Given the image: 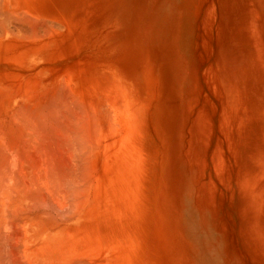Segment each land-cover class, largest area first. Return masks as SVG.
Here are the masks:
<instances>
[{
	"label": "rangeland",
	"instance_id": "1",
	"mask_svg": "<svg viewBox=\"0 0 264 264\" xmlns=\"http://www.w3.org/2000/svg\"><path fill=\"white\" fill-rule=\"evenodd\" d=\"M10 1L14 3H10L13 6L17 4L21 6L18 16L26 8L24 14L22 13L18 19L27 18L23 20L24 22L27 20V24L19 20V24H15L17 27L14 25V30L17 28L14 35L19 44L17 43L13 51L10 48H6V53V49L0 48V137L3 136L1 135L2 132L5 135L3 136L5 139L3 137L0 139V145L2 144L0 146V154L2 151L4 154L0 155V160H5V162L2 161L0 163V174L4 175L6 171L9 172L11 169L7 167L10 164L9 160L12 163L16 158H20L17 154H20L22 150L24 152L25 150H31L34 144H36L35 151L45 156L41 157L42 155L39 153L43 160L49 158V166L51 165V169L55 172V176L51 175L52 180L49 179L51 183L45 180L35 181L38 183L42 181L44 183L48 182L47 184L49 185L45 183L47 185L45 186L46 188L43 185L44 183H39L38 185V187H43L41 190L44 196L39 193L38 187V189L35 187L26 188L27 186L35 185H26L25 187V184H22L23 187H20L21 183L19 184V182H25L26 178H23L24 176L18 172V169L14 171L17 174H13L18 180L13 177L14 181L11 174H9L11 177L6 174L10 180L5 175L0 176L1 178L6 177L5 181L0 179V183L3 185L0 186V192L2 193H0V206L1 203L2 206L8 203L6 198V202H4V197L9 198V200L12 199L9 201L11 204L6 206L9 209L6 207H4L6 208L5 210L0 208V212L1 209L3 211L9 210V212L10 210H17L18 207H14L17 205L15 203L19 201L21 195V197H24L25 193L23 202L22 198L18 202L19 204L23 203H21L23 207L21 204L18 205L19 208L24 209L23 213L25 214L20 212L23 211L22 209L19 210L18 208L19 215L27 217L28 213H33L34 215L37 213L34 220L36 222L42 216L41 213L44 214L46 212V216L48 213L51 214V212L53 214H51L49 221L44 218L46 217L45 215L40 219V223L44 222L45 226L39 224V221L33 223V225L35 224L34 228L32 226L31 229H28L27 226L26 235L21 232V230L24 231V228L22 229L21 227L19 234L23 240L19 241L20 245H22L20 249L22 250L23 247L25 249L22 252L20 250V253L30 256L31 253L24 243L31 236L34 237L37 232L38 235H36L35 242L38 244L40 240L39 246L42 248L39 249L38 245L35 246L39 249L37 253L40 254L41 252L43 255L41 260L43 262L47 261L46 258H49V256L46 254H52L49 249L54 251L55 246H62L55 240L59 238L61 240L62 237V240L65 239L66 241L70 235L73 238L72 230L75 231V228H78L77 231L79 232L81 229L80 225L85 224L83 223L84 218L90 214L87 213L88 216L85 215L86 212L84 214L82 208H88V212L91 206L86 203H83L82 207L79 206L82 203L81 200H85L90 204L93 202V206L97 203V208L100 206V200L95 197L93 199V196L90 197L89 194L90 198L87 196L88 199L86 196V198H83V196L75 199L78 197L73 195V185L77 183L76 180L81 173V169L75 166L77 164L76 156L79 153H83V151H90L91 149L89 148L93 147L92 142L95 141L93 139L90 143L86 140L85 134L88 133L89 118L85 114L91 108L83 97H87L88 93H92V89H95L94 87H96L97 91L100 85L105 86V84L97 83L96 80L98 79L102 83L108 80L111 82L119 81L121 86L131 91L138 99L141 115L138 116L137 127L143 129L141 134L144 133L145 135L141 136L140 134V139H138L137 134L139 131L137 132V128L135 132L136 139L140 140L138 142L139 146L145 145L146 148H143L147 152L143 149L144 153L151 155H149L150 158L147 155V163L150 166L149 179L147 178L148 194L145 199L141 200L144 202V207L140 209V212L142 210L141 216L146 219L132 215L136 218V221L139 218L141 219L139 223L144 222L142 225L145 233L143 231L141 233L140 229L142 230V228L138 227L139 231L137 232L141 234L137 233V235L135 232V235L139 243L136 242L135 237H132L133 245L138 248V244L144 246L155 243L156 248L153 249H155L156 255L159 256L158 264H264V0ZM0 5L2 9L6 7L5 0H1ZM30 6L33 9L32 13L31 9L28 8ZM37 18H40L42 22L39 19L37 20ZM28 19L31 20L29 21ZM32 21L37 22L33 24ZM31 25L37 27V31L33 30L37 33L33 36L34 38L31 37L33 33L31 30L35 28H32ZM47 32H50L49 35ZM1 36L0 31V39ZM31 40L32 45H35L34 47H40L38 51H34L36 48L33 50L32 48L34 47L29 45ZM23 47H29L30 51L23 49L27 52L25 54L21 50ZM17 48H21V54L24 56H17V52H15ZM11 51L12 53H10ZM20 51L18 50V54H20ZM81 67V71H78ZM57 72L58 74H56ZM16 74L20 76L17 77L15 76ZM34 77L35 79H33ZM66 79H69L71 84L69 80L66 83ZM54 82H57L56 84L61 85V87L58 85L52 86ZM93 82H95V85L92 84ZM63 84H68L72 92H70L68 85L64 86ZM54 86H58V88ZM62 89H68L69 91L66 90L67 92L65 91L63 94V92H60ZM89 90L90 92H87ZM32 91L33 93H31ZM77 91L79 93L86 91V95H88L85 96V92H83V94L81 93L82 97H80ZM17 92L19 93L18 95ZM51 93L54 94L51 95ZM62 94L63 96H61ZM68 94L71 95L72 98H70L73 101ZM54 95L59 96L54 99L52 97ZM45 98H48V100H45ZM66 98H69L70 101ZM76 98L77 100H75ZM81 98L84 106L80 104ZM65 99L70 106L68 109L67 107L69 106ZM44 100L46 103H44ZM24 102L27 106L23 105ZM56 102L60 104L56 106L60 108V112L54 106ZM33 104L37 109V105L39 106V111L36 109L37 112H34L37 114L35 117L32 116L35 114L31 113V111H35ZM106 104L110 108L112 106L113 108L116 107L114 101L109 103L106 101ZM111 104L113 105L111 106ZM43 105L47 106L48 109H45ZM48 105L53 107L49 108ZM72 105L75 108L71 107ZM25 107L28 109L32 107L31 111ZM79 107L84 109L81 110ZM40 109L44 113L40 112ZM55 110L58 112L53 113ZM40 113L44 115V118L41 119L40 117L39 120L37 117ZM58 113L61 115L59 116ZM11 115L12 117H10ZM21 115L24 116V119ZM61 123L63 124L61 125ZM145 123L146 125H144ZM24 124L27 126H24ZM14 128L15 130L13 131ZM83 129L84 131H82ZM6 130L8 131L6 132ZM50 130L54 131L50 132ZM59 130L60 132L62 131L61 135L65 134L67 130V136L66 134L59 135ZM20 131L25 135L23 136ZM30 131L31 133H29ZM79 132L81 134L85 133L81 136ZM54 133H58L55 134L58 136L53 135ZM76 134L77 136H75ZM32 135L37 138L35 139ZM78 135L82 138V145H79L78 138L80 136ZM17 136H20L19 139ZM30 138L34 142L30 141ZM15 139L18 140L15 141ZM1 141L4 143H1ZM38 141L40 144L43 143L42 147L45 146L43 148L46 153L44 149L42 150ZM70 141L73 142L70 143ZM83 141L89 144L88 147L83 145ZM25 142L26 144H24ZM30 142L32 144H29ZM5 144L6 146H4ZM57 145H61V147ZM81 146H84L83 150ZM2 147H11L14 151L10 148L13 152L5 148L2 149ZM63 148L65 149L64 151ZM77 148L81 151H78L79 149ZM71 151H75V153ZM7 153L11 157H8ZM48 153V156L53 157L52 155H54V157H47L46 154ZM15 154L17 157H15ZM84 154L86 155L85 152ZM59 158H61V161ZM58 160L62 165L59 164ZM20 162L18 159V163ZM25 166L29 168V162ZM52 166L57 167L52 168ZM15 167L13 166L12 169ZM27 172L32 175L33 171L29 168ZM19 174L22 180L18 177ZM27 181L33 182L32 179H26L25 183H28ZM5 182L6 186L4 185ZM8 182H11L13 186L11 187L10 185L12 184ZM14 182L17 185L14 186ZM35 184L37 186V183ZM54 184L56 185L54 186ZM17 186L18 188H16ZM48 186H52V188ZM19 187L20 189L25 187L29 192L24 189L23 192H25L20 194L22 191L19 190ZM32 188L36 190H33V194L31 193ZM9 189L15 193L17 192L19 197L15 195L14 198V193L11 194ZM48 189L51 191H48ZM60 191L63 193L61 194ZM36 192L48 204L46 202L42 203L40 198L37 199L39 195ZM47 192H51V194ZM66 192L68 195H66ZM34 193L38 197L34 198L33 196L36 195ZM46 194L48 198H45V196L47 197ZM2 195L4 196L2 197ZM29 195L33 198L32 200ZM51 196H53V199ZM58 197H61L60 199L66 197L65 200H63L64 198L62 199L63 201L61 200V205H59L60 199ZM72 198L77 202L76 205ZM34 199L38 200V202L34 203ZM141 201H137L140 206L143 204ZM104 202L106 204V201ZM3 203L5 204L3 205ZM33 204L38 205V209L33 207ZM64 204H70V207L65 206L67 208L65 209L62 206ZM77 204L79 207L75 213L76 210L74 212L73 210L77 207ZM46 205L48 206L46 207ZM24 206H32V210L26 208L27 210L25 211ZM55 206L60 210L55 209ZM72 208L74 209L72 210ZM67 210H71L73 213ZM66 211L68 214L77 215L76 217L70 214L68 216ZM61 212L63 215L60 218L59 214ZM137 212L139 216L140 212ZM54 215H57L54 218L62 224L63 228L67 227L64 228L65 230L69 229L68 233L64 234L65 230L62 229L59 223L57 224L60 226L55 224V222H51L52 220L50 219ZM67 217H73L71 220L69 219L71 222ZM133 217L131 218L134 219ZM63 218H67V220L64 219L66 223L62 222ZM76 222L78 223L76 224ZM136 223L130 224L134 227H132L133 229L130 228L132 230H130L132 232L131 236H134L133 232L138 224ZM67 224H72L74 227L76 225V227L72 228ZM55 225L58 228L55 227L56 229H53ZM142 225L140 226L142 227ZM43 228L44 230H42ZM55 230H60L61 232L55 233ZM49 233L54 234L53 236L57 237V239H54L52 234L50 235ZM141 235H145V237ZM48 236H51L52 240ZM64 236L66 238L63 239ZM45 237L48 240H45ZM71 237L69 243L74 240ZM141 237L145 244L142 242ZM26 238L27 240L24 242ZM118 239L114 241L115 249L118 250L120 248L121 250ZM46 241L51 247L47 243V245L43 244ZM71 244L73 246L74 242ZM44 246L49 247V249L47 250ZM65 246L67 245L65 244ZM43 248L46 250H43ZM60 250H56V254H54L57 255L59 253L60 255ZM42 251L44 253L48 251L49 253L44 254ZM24 255H21V257ZM44 255L47 257H44ZM57 256L54 257L55 263H58V260L56 261ZM51 258L53 259V257ZM52 259L50 262H54V259Z\"/></svg>",
	"mask_w": 264,
	"mask_h": 264
},
{
	"label": "bare ground",
	"instance_id": "2",
	"mask_svg": "<svg viewBox=\"0 0 264 264\" xmlns=\"http://www.w3.org/2000/svg\"><path fill=\"white\" fill-rule=\"evenodd\" d=\"M0 2H1V0H0ZM5 2H6V7H4L3 9H2V3H1V7H0V31H1V39H0V48H3V49H8V48H10V50H12L13 51V48H16V45H17V41H16V38H15V35L14 34H16L15 33V31L17 30V26L15 25V24H19V20H21L22 22H24L23 20L24 19H27V18H23V20L22 19H18V17L23 13L24 14V11L26 10V8H25V10H23V12L18 16V13H20V9H21V6L19 5L18 6V4L17 5H15V6H13V5H11L10 3H13V2H11L10 0H5ZM20 3H21V1H20ZM14 4V3H13ZM28 8H30L31 9V13L33 12V9H32V6H30V7H28ZM29 10V9H28ZM25 14H26V12H25ZM36 14V13H35ZM37 15V14H36ZM40 15H41V12H40ZM24 16V15H23ZM27 16V15H26ZM25 16V17H26ZM42 16V15H41ZM38 17H39V15H38ZM21 18H22V16H21ZM40 18H43V17H40ZM40 18H37V20L39 19V20H41ZM29 21L31 20V19H28ZM27 21V20H26ZM26 21L24 22V23H26ZM43 21H45L44 19H43ZM22 22H21V24H22ZM33 22V21H32ZM37 22V21H36ZM36 22H33V24L34 23H36ZM38 22H40V21H38ZM41 22H42V20H41ZM28 23H30V22H28ZM27 24V23H26ZM42 24V23H41ZM14 25L16 26L15 28H16V30H14ZM34 25H31V27L32 28H35V29H32L31 31H33V30H36V28L37 27H33ZM36 26V25H35ZM22 27V26H21ZM48 27V26H47ZM50 27V26H49ZM44 28V27H43ZM50 29V28H49ZM43 30H46V29H43ZM37 31V30H36ZM18 33V32H17ZM33 33H35L34 31H33ZM32 33V38H34L33 36L34 35H36L37 33H35V34H33ZM45 33V32H44ZM48 33V32H47ZM50 33V32H49ZM49 33H48V35H49ZM59 34V33H58ZM22 35V34H21ZM44 35H46V34H44ZM47 35V36H48ZM24 36V35H23ZM28 36V35H27ZM47 36H46V38H47ZM25 37V36H24ZM42 37V36H41ZM25 38H27V37H25ZM48 38H50V37H48ZM58 38V37H57ZM42 39V38H41ZM28 40V39H27ZM33 40V39H32ZM32 40H31V43L29 44V45H32ZM59 40V39H58ZM39 41V40H38ZM49 41V40H48ZM48 41H46V42H48ZM24 42H26V41H24ZM35 43H36V41H34ZM42 42V41H41ZM59 42V41H58ZM22 43V42H21ZM27 43V42H26ZM35 43H33V44H35ZM38 43V42H37ZM19 44V43H18ZM23 44V43H22ZM47 44V43H46ZM45 44V45H46ZM33 47L35 46V45H32ZM37 46V45H36ZM18 47V46H17ZM19 47H21V46H19ZM29 47H31V46H29ZM29 47L28 48H17V51H15V52H17V56L18 57H21V51H20V49L21 50H23V49H28L29 51H30V49H29ZM36 47H34V48H32L33 50L35 49ZM40 47L38 46V48H36V50H34V51H38V49H39ZM42 48V47H41ZM2 49V50H3ZM7 49H6V53H7ZM15 50V49H14ZM18 50L20 51L19 53L20 54H18ZM33 50H32V52H33ZM9 51V50H8ZM12 51L10 52V53H12ZM15 52H13V54L15 53ZM23 52L25 53V54H27V52H25V50H23ZM31 52V53H32ZM15 55H16V53H15ZM28 55H29V53H28ZM14 56V55H13ZM22 56H24V55H22ZM25 57H27V56H25ZM17 58V57H16ZM22 59V58H21ZM77 63V62H76ZM52 67V66H51ZM65 69V68H64ZM77 69V68H76ZM80 69H82V67L81 68H79V70L78 71H81ZM64 71V70H63ZM77 71V72H78ZM89 72V71H88ZM79 73V72H78ZM81 73V72H80ZM82 73H83V71H82ZM81 73V74H82ZM56 74H58V72L56 73ZM65 76H66V74H64ZM83 75V74H82ZM12 76H14V75H12ZM11 76V77H12ZM15 76H20V75H15ZM15 78V77H14ZM7 79V78H6ZM16 79V78H15ZM21 79H23V78H21ZM29 79V78H28ZM33 79H35V77L33 78ZM84 79V78H83ZM87 79H89V78H87ZM90 79L92 80V77H90ZM20 80V79H19ZM69 80V79H68ZM68 80L66 79V83H68ZM98 80V79H97ZM96 80V82L97 83H99V84H105V86L104 85H100L98 88H99V90H97L96 91V87H94L95 89H92L93 91H92V93H88L87 95H86V93L87 92H90V90L89 91H83V92H85V96H87V97H83V99L85 98L86 100H85V102H87V105L89 104V107L91 108V110H89V111H86V109H85V111H86V114L85 115H87V117L89 118V121H88V126H89V129L87 130V134H85L86 135V140L87 141H91L92 142V140L94 139L95 141L94 142H92V148H89V149H91L90 151H83V153H79V154H77V158H76V163L77 164H75V166H77L79 169H81L80 171H81V173H80V175H79V177H78V179L76 180L77 181V183H75L74 185L71 183V185H73V195H75L76 197H78V198H75V199H79V198H82L83 196V198H86L87 196H88V194L90 195V197H92L93 196V199H95V198H97V199H99L100 200V202H99V207L97 208L96 207V204H95V206H93L94 205V203L92 202V204H90V203H88V202H86L85 200H81L82 201V203H80V205L79 206H83V203H86V204H89L90 206H91V209L89 208V210L90 211H88L87 212V210H88V208L87 209H84V208H82L83 209V213L85 214V212H86V214L85 215H87L88 216V214L87 213H89L90 215L88 216V217H83L84 218V222L83 223H85L83 226L82 225H80L81 226V229H80V231L78 232L77 230H78V228H75L76 227V225H75V227L72 225V224H67L68 226H70V227H72V228H75V231H73L72 230V228H70V230H72V233H71V231H69L72 235H73V238H74V240H73V238L71 237V235H70V233H69V235H70V237H71V239L73 240V241H71V243H73L74 242V245L72 246V244L71 243H69V239H70V237H69V239H66V241H65V239L64 238H66L65 236L63 237V239L64 240H62V237H61V240H55V241H57V242H59L60 244L59 245H62V246H55L54 247V251L53 250H51V249H49V247H46V246H44V248L46 247V249L48 250H50L49 252L50 253H52V254H46V253H49L48 251H46L45 253L42 251V253H44V254H46L47 256H49V258H51V257H53V259H54V262H50V260L52 259H50L49 260V258H46V260L47 261H45V262H43L42 260H41V257L43 256L42 254H41V252H40V254L39 253H37L38 251H39V249L41 248L40 246H39V242H40V240H39V238H38V240H39V242H38V244H36V242H35V238H36V235H38L37 234V232H36V235H34V234H32V235H34V237H30V238H28V240H27V238L26 239H24V242H25V240H27L25 243H24V245H25V247H27L28 248V250L30 251V256H25L24 255V253H20V247L22 246V245H20V243H19V241L21 242V240H23V239H21V235L19 234L20 233V230H21V227H22V229L24 230V231H22L21 230V232H23L24 234L26 233L25 231H27L26 229H27V226H28V229L30 228H32V226H33V228H34V225H33V223H36V222H38L39 221V224H42L43 226H45V224H44V222L42 223H40V219H42V217H44L43 215H45V213L46 212H44V214L43 213H41V215L42 216H40V219L38 218V221H34L35 220V218H36V214L34 215L33 213H31V214H29L28 213V216L27 217H23V216H21V214L19 215V213L20 212H24V209L23 208H19V205L23 202V198L25 199V191L23 192V190L25 189L26 191H28L27 189L28 188H30V187H35V188H37L38 187V185H39V183H44L43 181L42 182H35V181H41V180H45V181H48V182H50L49 181V179L50 180H52L51 179V175H54L55 176V172L51 169V165L49 166V158H47V160L45 159V160H43V158H41V157H43L44 155L42 154V153H40L41 155H39V153L38 152H36L35 151V145L36 144H34V145H32V149L31 150H25V152H24V150H19V151H21L20 152V154H17L18 155V157L20 156V158H18L19 159V161H21L20 163H18V159L16 158L12 163H11V161L9 160V163L10 164H8V168H11L10 170H9V172L8 171H6V174H8V176H9V174H11L12 175V179H13V177L15 178L16 176H13V174L14 175H16L17 173H14V171H16L15 169H18V172L21 174V175H23L24 177L23 178H26V179H28V180H33V182L32 183H30L31 181H27L28 183H25L26 182V179H25V182H19V184L21 183V185H20V187L22 186V184L24 185L25 184V187H26V185H35V186H27L26 188L24 187V189H20V187H19V190H21L22 192H20V194L21 193H24V197H21L20 196V198H22V202L19 204L18 202H20V198H19V201L17 202L16 201V203H15V205L16 206H14V207H18L19 208V210L20 209H22L23 211H20V212H18V208H17V210H13V211H11L10 210V212H9V210H7V211H3V210H5L6 208L7 209H9L8 207H6V206H8V204H11V202L9 203V201H11V200H9V198H7V197H4V202H6V199H8V203H7V205H5V206H2V203H1V206H0V208H2L1 209V212H2V214H0V264H56L55 263V256H57V258H56V261L58 260V263L57 264H158V261H159V256L158 255H156V251H154L155 249H153V248H156L155 247V243L153 244V243H151V245L150 244H146V245H140V244H138L139 245V247L138 248H136L134 245H133V241H132V237H135L136 238V242L137 243H139L138 242V239H137V236L135 235V232H136V234L138 233L139 235L142 233L141 231H143V225H142V223H144V222H142V223H139L140 221H141V219L139 220L138 219V221H136V218H134L132 215H134V216H137V217H141V218H145V217H142L141 216V213H142V210H141V212H140V209L142 208V207H144V202L143 201H141L143 198L145 199L146 197H147V194H148V188H147V178L149 179V168H150V166H148L149 165V163H147V155H148V158H150L149 157V155L150 154H147V153H144V151H145V149L143 148V147H145V145L143 146V145H138V142L140 141V140H138V139H140V134H141V131L143 130V129H139L138 127H137V125H138V123H137V121H138V116L139 115H141V110H140V105H139V101H138V99L133 95V93L131 92V91H129V90H127L126 88H124L123 86H121L120 85V82L119 81H116V82H111L110 80H108V81H103L104 83H102L101 81H97ZM22 81V80H21ZM21 81H19V82H21ZM35 81V80H34ZM53 81H54V79H53ZM92 81H94V80H92ZM26 82V81H25ZM57 82H58V80H57ZM57 82H54L53 84H52V86L53 85H58V86H60L61 87V85H59V84H56ZM60 82V81H59ZM64 82H65V80H64ZM64 82H62V83H64ZM5 83H6V81H5ZM7 83H9L8 81H7ZM31 83V82H30ZM34 83H36V82H34ZM69 83L71 84V82H70V80H69ZM84 83H86V82H84ZM95 82H93L92 84L93 85H95L94 84ZM38 84V83H37ZM88 84V83H87ZM107 84V85H106ZM64 85V84H63ZM65 85H68V84H65ZM64 85V86H65ZM92 85V86H93ZM58 86L56 87V86H54L55 88H58ZM69 86V85H68ZM90 86V85H89ZM19 87V86H18ZM28 87H30V86H28ZM36 87V86H35ZM54 87H52V88H54ZM63 88H65V87H63ZM69 88H70V86H69ZM84 88V87H83ZM18 89V88H17ZM29 89V88H28ZM86 89H88V88H86ZM48 90V89H47ZM54 90V89H53ZM66 90H68V89H62L60 92H63V94L65 93V91ZM94 90H95V92H94ZM18 91V90H17ZM46 91V90H45ZM69 91V90H68ZM10 92V91H9ZM34 92H36V91H34ZM38 92V91H37ZM44 92V91H43ZM67 92V91H66ZM70 92H72L71 91V88H70ZM74 92V91H73ZM78 92V91H77ZM83 92H81L82 94H83ZM3 93V92H2ZM31 93H33V91L31 92ZM47 93H49V92H47ZM55 94H56V92H54ZM54 93H51V95H53ZM79 93V92H78ZM77 93V94H78ZM81 93H79L80 94V97H82V94ZM19 93L17 92V95H18ZM63 94L61 95V96H63ZM71 94V93H70ZM74 94H76L75 92H74ZM42 95V94H41ZM44 95V94H43ZM48 95H50V94H48ZM39 96V95H38ZM59 96V95H58ZM58 96H52V97H54V99H57L58 98ZM68 96H69V98L71 97V95H69L68 94ZM67 96V97H68ZM74 96V95H73ZM44 97V96H43ZM47 97V96H46ZM75 97H77V96H75ZM79 97V96H78ZM32 98V97H31ZM61 98V97H60ZM64 98V97H63ZM69 98H66L67 100L69 99ZM72 98V97H71ZM70 98V99H71ZM30 99V98H29ZM35 99V98H34ZM66 99H65V101H66ZM70 99H69V101H70ZM82 99V98H81ZM83 99L82 100H80V104L82 105V106H84L83 104L84 103H82L81 101H83ZM33 100V99H32ZM36 100V99H35ZM42 100V99H41ZM45 100H48V98H45ZM45 100H44V103H46L45 102ZM53 100V99H52ZM72 100V99H71ZM75 100H77V98L75 99ZM109 100H111V101H114L116 104V107L115 108H113V104H111V108L110 107H107V104H106V101L109 103V102H111V101H109ZM10 101V100H9ZM34 101V100H33ZM50 101V100H49ZM56 101V100H55ZM68 101V102H69ZM73 101V100H72ZM36 102V101H35ZM59 102V101H58ZM78 102V101H77ZM76 102V103H77ZM10 103V102H9ZM42 103V102H41ZM62 103V102H61ZM66 103H67V101H66ZM71 104H72V102H70ZM113 103V102H112ZM52 104H53V102H52ZM73 104L75 105V103L73 102ZM79 104V103H78ZM77 104V105H78ZM143 104H144V102H143ZM23 105H26V103L24 102L23 103ZM34 105V104H33ZM41 105V104H40ZM47 105V104H46ZM60 104H57V102H56V104L54 103V106L56 107V106H59ZM67 105L69 106V104L67 103ZM27 106V105H26ZM35 106V105H34ZM33 106V107H34ZM44 107H45V105H43ZM43 106H42V109H43ZM50 105H48V107H49ZM66 106V105H65ZM86 106V105H85ZM37 107H38V109H39V106L37 105ZM53 106H51V107H49V108H52ZM71 107H73V108H75L73 105L71 106ZM26 108V107H25ZM32 108V107H31ZM31 108H26V109H28L29 111H31L30 109ZM58 110L60 109L59 107H56ZM63 108V107H62ZM68 108H70V106L69 107H67V109ZM76 108H78V107H76ZM81 110H83L84 108L82 107H79ZM87 108H88V106H87ZM90 108H88V109H90ZM35 111H31V113H33V114H35L37 111H36V106H35V108H33ZM37 109V110H38ZM45 109H48L47 108V106L45 107ZM21 110V109H20ZM41 110V109H40ZM51 110V109H50ZM49 110V111H50ZM54 110V109H53ZM63 110V109H62ZM78 110V109H77ZM145 110V109H144ZM25 111V110H24ZM39 111V110H38ZM45 111V110H44ZM75 112H77L76 110H74ZM16 112H18L17 110H16ZM35 112V113H34ZM40 112H42V110L40 111ZM58 111L57 110H55L53 113H57ZM59 112H60V110H59ZM66 112V111H65ZM65 112H62V113H65ZM78 112H79V110H78ZM77 112V113H78ZM81 112V111H80ZM42 113H44V112H42ZM42 113H40V115H42V116H40V115H38V119L41 117V119H43L44 118V115L42 114ZM47 113H48V110H47ZM52 113V112H51ZM84 113V112H83ZM79 114V113H78ZM146 114H147V112H146ZM50 115V114H49ZM54 115V114H53ZM58 115L60 116L61 114H59L58 113ZM15 116V115H14ZM13 116V117H14ZM17 116V115H16ZM22 116V115H21ZM32 116H37V114H35V115H32ZM46 116V115H45ZM66 116V115H65ZM68 116V115H67ZM4 117V116H3ZM6 117H7V115H6ZM10 117H12V115L10 116ZM24 116H22V118H23ZM31 117V116H30ZM33 117V118H34ZM69 117V116H68ZM84 117V116H83ZM16 119H17V117H15ZM86 118V117H85ZM24 119V118H23ZM45 119H47V117H45ZM44 119V120H45ZM3 120V119H2ZM11 120H13V119H11ZM35 120H37V119H35ZM40 120V119H39ZM53 120V119H52ZM116 120V121H115ZM120 120V122L118 123V121ZM4 121V120H3ZM30 121H31V119H30ZM34 121V120H33ZM5 122H6V120H5ZM14 122V121H13ZM25 122V121H24ZM40 122V121H39ZM143 122V121H142ZM145 122V121H144ZM8 123H10V122H8ZM44 123V122H43ZM55 123V122H54ZM75 123V122H74ZM76 123H78V122H76ZM16 124H17V122H16ZM38 124V123H37ZM63 123H61V125H62ZM79 124H82V123H79ZM8 125V124H7ZM11 125V124H10ZM30 125V124H29ZM31 125H34V124H31ZM39 125V124H38ZM61 125H58V126H61ZM76 125V124H75ZM87 125V124H86ZM90 125H91V127H90ZM144 125H146V123L144 124ZM3 126V125H2ZM1 126V127H2ZM16 126H18V125H16ZM23 126V125H22ZM24 126H27L26 124H24ZM51 126V125H50ZM57 126V125H56ZM65 126V125H64ZM67 126V125H66ZM72 126V125H71ZM80 126V125H79ZM10 127V126H9ZM8 127V128H9ZM21 127V126H20ZM47 127V126H46ZM147 127V126H146ZM11 128V127H10ZM51 128H53V127H51ZM74 128V127H73ZM123 128V129H122ZM138 128V130H137V132H138V134H137V136H138V139H136V134H135V132H136V129ZM141 128V127H140ZM43 129V128H42ZM47 129V128H46ZM50 129V128H49ZM69 129V128H68ZM67 129V130H68ZM79 129V128H78ZM2 130V129H1ZM15 130V128L13 129V131ZM30 130H33V129H30ZM65 131L66 133L68 132V131ZM71 130H72V128H71ZM145 130V129H144ZM3 131H5V130H3ZM8 130H6V132H7ZM29 131V130H28ZM42 131V130H41ZM54 131V130H53ZM53 131H51L50 130V132H53ZM58 131V130H57ZM79 131V130H78ZM81 131V130H80ZM82 131H84V129L82 130ZM81 131V132H82ZM21 132V131H20ZM24 132V131H23ZM25 132H26V130H25ZM35 132H37V131H35ZM48 132H49V130H48ZM62 132V131H61ZM60 130H59V135H61L60 133ZM64 132V131H63ZM69 132H70V129H69ZM75 132V131H74ZM11 133V132H10ZM13 133V132H12ZM26 133H28V132H26ZM29 133H31V131L29 132ZM65 133V134H66ZM80 133V132H79ZM85 133V132H84ZM84 133H80L81 134V136H83V134ZM143 133V132H142ZM5 134H8V133H5ZM21 134H23L22 132H21ZM33 134V133H32ZM45 134H46V131H45ZM48 134V133H47ZM55 134H58V133H54L53 135H55ZM65 134H62V135H65ZM68 134V133H67ZM67 134H66V136H67ZM71 134V133H70ZM144 134V133H143ZM143 134H141V136L143 135ZM150 134V133H149ZM148 134V135H149ZM1 135H3V136H5L4 134H3V132H2V134ZM18 135V134H17ZM25 134H23V136H24ZM27 135V134H26ZM37 135H39V134H37ZM61 135V136H62ZM72 135V134H71ZM145 135V134H144ZM2 136V137H3ZM21 136V135H20ZM20 136H17L18 137V139H19V137ZM29 136V135H28ZM33 136V135H32ZM32 136H31V138H32ZM40 136V135H39ZM50 136H51V134H50ZM55 136H58V135H55ZM54 136V137H55ZM75 136H77V134L75 135ZM78 136H80V135H78ZM81 136H80V138H76V140H78L79 142H80V144L79 145H82V138H81ZM2 137H0V139L2 138ZM33 137H35V136H33ZM41 137V136H40ZM44 137V136H43ZM68 137H69V135H68ZM85 137V136H84ZM4 138V137H3ZM13 138H15V137H13ZM23 138V137H22ZM29 138V137H28ZM30 138V141L32 140V142H34V140L33 139H31ZM37 137H35V139H36ZM48 138V137H47ZM46 138V139H47ZM74 138V137H73ZM146 138V137H145ZM148 138V137H147ZM5 139V138H4ZM17 139V140H18ZM25 139V138H24ZM49 139V138H48ZM53 139V138H52ZM55 139V138H54ZM59 139V138H58ZM143 139V138H142ZM3 140V139H2ZM16 139H15V141H17ZM21 140H23V139H21ZM56 140V139H55ZM65 140H67V139H65ZM64 140V141H65ZM68 140H69V138H68ZM144 140V139H143ZM146 140V139H145ZM24 141V140H23ZM26 141H27V138H26ZM41 141V140H40ZM43 141V140H42ZM41 141V142H42ZM54 141V140H53ZM63 141V142H64ZM77 141V142H78ZM142 141V140H141ZM19 143H20V141H18ZM51 142V141H50ZM56 142H57V140H56ZM59 142L60 143H62L60 140H59ZM73 142V141H72ZM71 141H70V143H72ZM78 142V143H79ZM90 142V143H91ZM146 142H148V141H146ZM145 142V143H146ZM1 143H4V142H2L1 141ZM18 143V144H19ZM43 143H45L44 141H43ZM42 143V144H43ZM49 143V142H48ZM65 143V142H64ZM68 143V142H67ZM66 143V144H67ZM78 143H77V145H78ZM83 145L84 146H86V147H88V145L89 144H86L85 143V141H83ZM141 143V142H140ZM144 143V142H143ZM24 144H26V142L24 143ZM23 144V145H24ZM29 144H32L31 142L29 143ZM28 144V145H29ZM38 144H40L39 143V141H38ZM42 144H40V147H42ZM57 144V143H56ZM59 144V143H58ZM66 144H61V145H66ZM2 145V144H1ZM0 145V146H1ZM51 145H52V143H51ZM50 145V146H51ZM61 145H59L60 147H61ZM70 145V144H69ZM78 145V146H79ZM149 145V144H148ZM4 146H6V144L4 145ZM30 146V145H29ZM47 146V145H46ZM49 146V145H48ZM58 146V145H57ZM58 146V147H59ZM84 146L82 147L81 146V149L83 150L84 149ZM151 146V145H150ZM12 147V146H11ZM11 147H8V148H5V149H8L9 151H11V152H13L14 151V149H12ZM15 147V146H14ZM17 147V146H16ZM37 147H38V145H37ZM43 147H45V146H43ZM42 147V150L44 149ZM55 147V146H54ZM71 147H72V144H71ZM74 147H77V146H74ZM80 147V146H79ZM140 147H142V149H140ZM3 147H2V149H4ZM12 149V150H10V149ZM18 149H19V147H17ZM50 148H52V147H50ZM65 148H66V146H65ZM146 148V147H145ZM24 149V148H23ZM46 149H47V147H46ZM52 149H54V148H52ZM77 149H79V148H77ZM143 149H144V151H143ZM150 149V148H149ZM37 150V149H36ZM56 150V149H55ZM61 151H62V149H60ZM65 149L63 148V151H64ZM75 150H76V148H75ZM7 151V150H6ZM18 151V150H17ZM44 151H45V149H44ZM43 151V152H44ZM50 151V150H49ZM59 151V150H58ZM69 151H70V148H69ZM78 151H81L80 149L78 150ZM8 152V151H7ZM72 153L74 152L75 153V151H71ZM84 152L86 153V155L84 154ZM145 152H147V151H145ZM5 153V152H4ZM9 154H11L10 152H8ZM7 153V156L9 157L10 155ZM17 153V152H16ZM45 153H46V151H45ZM77 153V152H76ZM1 154L2 155H4L3 154V151L1 152ZM0 154V155H1ZM66 154V153H65ZM12 155V154H11ZM16 155V154H15ZM14 155V156H15ZM17 155L15 156V157H17ZM49 155V153L48 154H46V156L47 157H51V156H48ZM51 155V154H50ZM69 155H70V152H69ZM6 156V155H5ZM7 156H6V158H7ZM41 156V157H40ZM53 157H54V155H52ZM57 156V155H56ZM65 156V155H64ZM67 156V155H66ZM151 156V155H150ZM3 158H4V156H2ZM11 157V156H10ZM45 157V156H44ZM53 157H51V158H53ZM62 157H63V154H62ZM71 157V156H70ZM73 157V156H72ZM55 158H57V157H55ZM1 159V158H0ZM61 158H59V160H60ZM70 159V158H69ZM69 159H67V160H69ZM8 160V159H7ZM59 160H58V162H59ZM72 160V159H71ZM2 161H4L5 162V160L3 159ZM1 160H0V163L2 162ZM51 161H52V159H51ZM61 161V160H60ZM65 161H66V159H65ZM29 162V168L33 171L32 172V175L30 174V172L28 173L27 172V170L29 169L28 167H26L25 165H26V163H28ZM53 162H55V161H53ZM7 163V162H6ZM68 164H69V162H67ZM5 164V163H4ZM54 164V163H53ZM58 164V163H57ZM59 164L60 165H62L60 162H59ZM58 164V165H59ZM72 164V163H71ZM1 165V164H0ZM5 165H7V164H5ZM13 166H16L14 169H12L13 168ZM72 166H73V164H72ZM4 167V166H3ZM25 167H26V169H25ZM54 166H52V168H53ZM55 167H57V166H55ZM54 167V168H55ZM5 168H6V166H5ZM8 168H7V170H8ZM28 168V169H27ZM2 171H4V170H2ZM51 171H52V173H51ZM58 172H59V170H57ZM8 172V173H7ZM4 173V172H3ZM6 174H4L6 177H7V175ZM19 174V175H20ZM59 174V173H58ZM2 174H0V176H1ZM4 175H2V176H4ZM11 175L9 176V177H11ZM18 175V177L20 178V180H22V177H21V175L19 176ZM53 176V177H54ZM60 176V175H59ZM64 176H66V175H64ZM5 177V178H6ZM9 177H7L8 179H9ZM50 177V178H49ZM68 177H69V175H68ZM67 177V178H68ZM74 177V176H73ZM5 178L3 177V178H1L0 177V179H4V181H5ZM55 178V177H54ZM16 180H18L17 179V177L15 178ZM7 180V179H6ZM10 180V179H9ZM14 180V179H13ZM57 180V179H56ZM3 181V180H2ZM12 181V180H11ZM15 181V180H14ZM24 181V180H23ZM13 182V181H12ZM17 182V183H18ZM47 182V183H48ZM60 182V181H59ZM9 184H12L11 182H8ZM30 183V184H29ZM35 183H37V186H36V184ZM46 183V182H45ZM45 183L43 184L44 185V187L45 186H47V185H49V184H47V185H45ZM51 183V182H50ZM57 183V182H56ZM61 183V182H60ZM69 183V182H68ZM70 184V183H69ZM2 184L0 183V186H1ZM4 185L6 186L7 184H6V182L4 183ZM15 185H17L16 184V182H14V186ZM42 185V186H43ZM51 185V184H50ZM56 184H54V186H55ZM60 185H63V184H60ZM68 185V184H67ZM3 186V185H2ZM11 187L13 186V184L12 185H10ZM8 187V186H7ZM10 187V188H11ZM23 187V186H22ZM48 187H51L52 188V186H48ZM61 187V186H60ZM62 187H64V186H62ZM9 188V187H8ZM16 188H18V186L16 187ZM39 188V190L38 191H40L39 193H43L42 192V190L41 189H43V187L41 188V186H39L38 187ZM37 188V189H38ZM46 188V187H45ZM54 189H55V187H53ZM71 188V187H70ZM5 190H7L6 188H4ZM54 189H53V191H54ZM64 189V188H63ZM72 189V188H71ZM0 190H1V188H0ZM10 190V189H9ZM33 190H35V189H33L32 188V190H31V193L33 194ZM46 190V189H45ZM11 191V190H10ZM17 191V190H16ZM36 191V190H35ZM44 191V190H43ZM47 191V190H46ZM48 191H51V190H49L48 189ZM66 191V190H65ZM64 191V192H65ZM2 192H4V190H2ZM29 192V191H28ZM61 192V194L63 193L62 191H60ZM59 192V193H60ZM1 193V192H0ZM14 193V198H15V195H18L17 197H19V194H17V192L15 193L13 190L11 191V194H13ZM19 193V192H18ZM38 195H39V193L38 192H36ZM36 193H34V194H36ZM45 193V192H44ZM48 193V192H47ZM53 193V192H52ZM58 193V192H57ZM67 193V192H66ZM65 193V194H66ZM2 194V193H1ZM0 194V195H1ZM30 194V193H29ZM31 194V195H32ZM37 194L35 195V196H33L34 198L37 196ZM48 194H51V192H49ZM54 194V193H53ZM70 194V193H69ZM31 195H29L30 197H31ZM43 195V194H42ZM47 195V194H46ZM56 195H58V194H56ZM56 195H53V196H55V197H57ZM66 195H68V193L66 194ZM66 195H64V196H66ZM72 195V194H71ZM4 195H2V197H3ZM12 196V197H13ZM27 196H28V194H27ZM44 196V195H43ZM50 196V195H49ZM53 196H51L52 197V199H53ZM86 196V197H85ZM16 197V198H17ZM30 197H28L29 199H30ZM38 197V196H37ZM40 197H42L41 195H39V197L37 198V199H39ZM50 197V198H51ZM68 197V196H67ZM73 197V196H72ZM89 197V196H88ZM88 197H87V199H88ZM89 197V198H90ZM95 197V198H94ZM1 198V197H0ZM6 198V199H5ZM45 198H48V195H47V197L45 196ZM59 198V197H58ZM58 198H55V199H58ZM61 198V197H60ZM59 198V199H60ZM64 197H62V199H63ZM66 198V197H65ZM65 198L63 199V200H65ZM74 198V197H73ZM72 198V199H73ZM33 198L31 197V200H32ZM41 199V198H40ZM58 199V200H59ZM62 199H60L59 201H60V203H59V205H61V202L63 201ZM75 199H73L74 200V202H75V205H76V201H75ZM86 199V200H87ZM45 200V199H44ZM44 200H42L41 199V201H42V203L43 202H46L47 204H48V202L47 201H44ZM47 200V199H46ZM62 200V201H61ZM34 201V203L35 202H38V200L36 201V199H34L33 200ZM40 201V200H39ZM41 201H40V203H41ZM51 201V200H50ZM68 201V200H67ZM85 201V202H84ZM88 201V200H87ZM91 201V200H90ZM93 201H95V200H93ZM98 201V200H97ZM102 201H103V203H102ZM104 201H106V204H105V202ZM137 201H141V203H143V204H141L142 206H140L138 203H137ZM24 202H25V200H24ZM69 202V201H68ZM67 202V203H68ZM80 202V201H79ZM79 202H78V204H79ZM96 202V201H95ZM52 203V202H51ZM57 203V202H56ZM64 203H66V202H64ZM71 203V202H70ZM137 203V204H136ZM5 203H3V205H4ZM19 204V205H18ZM23 204V203H22ZM22 204H21V206H22ZM37 204V203H36ZM36 204H33L32 206L33 207H36L37 208V206L39 205V203H38V205H36ZM53 204H54V202H53ZM72 204H73V202H72ZM72 204H71V206H72ZM78 204H77V207H75V209L74 208H72V210H73V212L75 211V213L77 212V208L79 207L78 206ZM24 205H26V204H24ZM29 205V204H28ZM36 205V206H35ZM55 205V204H54ZM70 205V204H69ZM69 205H62V206H68V207H70ZM85 205V204H84ZM88 205V206H89ZM105 207H104V206ZM10 206V205H9ZM32 206H24L25 207V211L27 210V209H30V210H32L31 209V207ZM40 206H41V204H40ZM48 205H46V207H47ZM56 206H57V204H56ZM56 206H55V209H58V208H56ZM89 206V207H90ZM4 207H6V208H4ZM23 207V206H22ZM39 207V206H38ZM65 207V209H67ZM92 207H95V208H92ZM27 208V209H26ZM97 208V209H96ZM38 209V208H37ZM43 209V208H42ZM70 209V208H69ZM58 210H60V209H58ZM57 210V211H58ZM62 210V209H61ZM80 210H78L79 212H80ZM86 210V211H85ZM68 211V210H67ZM67 211H66V213H67ZM71 213H73L71 210H69ZM68 211V212H69ZM137 211H139L140 212V214H139V216H138V212ZM0 212V213H1ZM28 212V211H27ZM63 213H64V211H62ZM62 212H61V214H59L60 216V218H61V216L63 215L62 214ZM78 212V213H79ZM48 213V212H47ZM74 213V214H75ZM23 214H25V213H23ZM27 214V213H26ZM39 214V213H38ZM50 213H48V215L46 216V217H44V218H46V220L47 221H49V218H50V216H52L53 214H52V212H51V214L49 215ZM68 214V213H67ZM67 214H65V215H67ZM70 214V213H69ZM69 214H68V216H69ZM135 214H137V215H135ZM64 215V216H65ZM71 215V214H70ZM77 215V214H76ZM76 215L74 216V215H71V216H73V217H76ZM82 215V214H81ZM55 216H57V215H54L53 217H51V219L50 220H52L51 222H55V224H57V223H59V222H57V220L54 218ZM91 216V217H90ZM73 217H71V218H73ZM131 217H133L134 219H132ZM52 218H54V219H52ZM57 218V217H56ZM68 218V220L70 219L71 220V218L70 217H67ZM67 218H63L62 219V222H65L66 223V221H64V219H66L67 220ZM81 218V217H80ZM146 219V218H145ZM144 219V221L146 222V220ZM45 220V221H46ZM69 220V221H70ZM77 220V219H76ZM133 220H134V222H133ZM34 221V222H33ZM46 221V222H47ZM69 221H67V222H69ZM113 221H115V222H113ZM61 222V223H62ZM71 222V221H70ZM81 222V221H80ZM111 222V223H110ZM117 222V223H116ZM136 223L137 225V228L136 229H134V232H133V234H134V236L132 235H130V234H132V230L131 229H133L134 227L132 226V225H130V224H133V223ZM50 223V222H49ZM49 223H48V226H49ZM75 223V222H74ZM78 222H76V224H77ZM89 223V224H88ZM60 224V223H59ZM142 225V227L140 226V225ZM37 225H38V223H37ZM36 225V226H37ZM58 225V224H57ZM55 225L54 227H53V229H56V228H58V226H60L61 225V227H62V224H60V225ZM66 225V224H65ZM65 225H63V226H65ZM72 225V226H71ZM30 226V227H29ZM39 226V225H38ZM52 226H53V223H52ZM135 226V227H136ZM40 227V226H39ZM50 227V226H49ZM56 227V228H55ZM82 227H83V231H82ZM133 227V228H132ZM138 227H140V228H142V230L140 229V232L141 233H139V232H137V231H139L138 230ZM146 227V226H145ZM64 228H67L66 226L64 227ZM63 227H62V229H64ZM131 228V229H130ZM46 229V228H45ZM60 230H61V228H59ZM42 230H44V228L42 229ZM55 230L56 232L55 233H57L58 231L59 232H61V231H64V230ZM68 230L69 229H67V230H65L63 233L64 234H66V233H68ZM131 230V231H130ZM31 232H33L32 230H30ZM46 231H47V229H46ZM51 231H52V229H51ZM149 231H150V229H149ZM75 232H77V234H75ZM144 233H145V230L143 231ZM22 234V233H21ZM28 234V233H27ZM41 234V233H40ZM50 234V233H49ZM52 234V233H51ZM50 234V235H51ZM58 234H60V233H58ZM57 234V235H58ZM137 234V235H138ZM26 235V234H25ZM25 235H24V237H25ZM48 235V234H47ZM54 234H52V237H54V239L56 238L57 239V237H55V236H53ZM61 235H62V233H61ZM105 236V240H104V236ZM147 235V234H146ZM59 236V235H58ZM141 236H143V237H145V235H141ZM148 236V235H147ZM24 237H22V238H24ZM27 237V236H26ZM48 237H50V240H52L51 239V236H48ZM106 237H107V239H106ZM118 238H120V239H118ZM142 238V237H141ZM20 239V240H19ZM118 239V244H120V247H121V250H120V248H118V250H116L115 249V240H117ZM45 240H48V238L46 239V237H45ZM50 240H49V242H50ZM120 240H121V243H120ZM41 241H44V240H41ZM63 241V242H62ZM65 241V242H64ZM144 240H143V238H142V242H143ZM148 241V240H147ZM117 242V241H116ZM34 243H35V245H34ZM48 244V246H50V244L52 245V243L50 242V244L46 241L45 243H43V244ZM63 243V244H62ZM144 243V242H143ZM43 244H42V246H43ZM46 244V245H47ZM65 244L67 245V246H65ZM145 244V243H144ZM38 245V247H39V249H37L35 246H37ZM54 245V244H53ZM56 245H58V244H56ZM70 245H71V247H70ZM51 247V246H50ZM53 247V246H52ZM61 247V248H60ZM43 248V250H46V249H44ZM61 250H60V249ZM106 248V249H105ZM125 248V249H124ZM23 249H25L24 247H23ZM21 250V252L22 251H24V250ZM42 249V248H41ZM56 250H60V252H61V254L59 255V253H57V255H55L56 253ZM125 251V252H124ZM57 252H59V251H57ZM70 252H72L73 253V255H72V253H70ZM159 252V251H158ZM158 252H157V254H158ZM55 253V254H54ZM29 254V253H28ZM21 255H24V256H22L21 257ZM46 255H44V257H47ZM53 255H55V256H53ZM69 256V258H67ZM52 259V260H53ZM68 260V261H67ZM71 262V263H70ZM161 263H162V261H160ZM160 264V263H159Z\"/></svg>",
	"mask_w": 264,
	"mask_h": 264
}]
</instances>
